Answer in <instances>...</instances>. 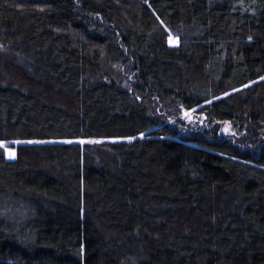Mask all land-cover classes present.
Segmentation results:
<instances>
[{
	"label": "trees",
	"instance_id": "trees-1",
	"mask_svg": "<svg viewBox=\"0 0 264 264\" xmlns=\"http://www.w3.org/2000/svg\"><path fill=\"white\" fill-rule=\"evenodd\" d=\"M0 142V264H264V0H0Z\"/></svg>",
	"mask_w": 264,
	"mask_h": 264
},
{
	"label": "rangeland",
	"instance_id": "rangeland-1",
	"mask_svg": "<svg viewBox=\"0 0 264 264\" xmlns=\"http://www.w3.org/2000/svg\"><path fill=\"white\" fill-rule=\"evenodd\" d=\"M168 45L170 47H176L179 43V41L169 35L168 37ZM128 68V67H126ZM122 69L120 73H123L122 75L126 77V75L130 72L129 69ZM119 72V71H118ZM131 82V83H130ZM133 82V78L128 77V80L125 82V89L128 90L129 92L131 91V84ZM157 111L155 112L157 116H159L161 119L164 117L165 121L169 123L170 125L174 126L175 124H178L180 127H183L184 130L183 132H186L187 130L192 132L195 130H198L199 127L203 128V121L201 120L200 117L196 114L198 109H194L192 111H187L182 114V110L178 109L177 112H169V107L168 106H159L158 108H155ZM187 118L190 122L187 121ZM221 128V136L224 138H229L231 137L234 141V143L241 148L245 149H252L255 148V145L257 142L261 143V140H253L250 138L248 135L245 134V132H240L236 130L235 128H232L228 124H223L219 125ZM109 141H72V142H61V143H77L80 145L83 144H101V143H107ZM116 142V141H114ZM51 144L52 142H24V143H17V142H0V150L3 152L5 159L7 161H13L15 160V148L16 146H19L21 144Z\"/></svg>",
	"mask_w": 264,
	"mask_h": 264
}]
</instances>
